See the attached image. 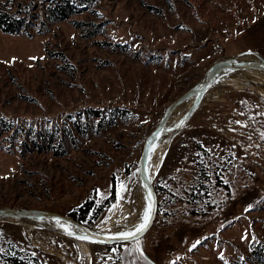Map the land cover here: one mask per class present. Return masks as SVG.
<instances>
[{"label": "rangeland", "instance_id": "obj_1", "mask_svg": "<svg viewBox=\"0 0 264 264\" xmlns=\"http://www.w3.org/2000/svg\"><path fill=\"white\" fill-rule=\"evenodd\" d=\"M4 4L28 27L0 30V208L71 217L91 202L82 223L92 229L111 226L120 199L130 205L125 220L135 218L141 149L170 103L223 58L243 52L264 60V0ZM259 76L221 75L176 108L173 124L183 126L154 175L157 216L141 239L82 242L0 218V264H264ZM41 140L42 152L33 144ZM113 186L114 201L101 208Z\"/></svg>", "mask_w": 264, "mask_h": 264}, {"label": "water", "instance_id": "obj_2", "mask_svg": "<svg viewBox=\"0 0 264 264\" xmlns=\"http://www.w3.org/2000/svg\"><path fill=\"white\" fill-rule=\"evenodd\" d=\"M230 69V70H242V69H255V70H261L264 71V60L260 61H246L241 63H231V62H217L216 65H212L201 82L197 84L196 86L190 88L188 91L183 93L180 97H178L176 100H174L172 103L169 104V106L166 109L165 114L163 115L160 122L157 124V126L148 134L144 141L140 161H139V169L138 174L139 178L142 181L144 188L146 189L147 193H151V202H152V208H151V214L150 219L148 221V224L146 228L136 233L135 239H123L119 236L116 237H109L106 235H98L91 231V229L84 225L83 223L74 220L71 217L65 216L61 213L54 212V211H43V210H37V209H28V208H0V218H17V219H29V220H36V221H54L59 220L63 221L67 224H70L79 230H81L83 233H85V236L89 237L88 239L103 243L105 245L107 244H122V243H130L134 241H138L141 239L152 227L154 224V221L157 216L158 211V195L157 191L155 189V186L150 181L148 174H147V161L149 158V154L151 152V148L156 141L159 133L163 130L167 122L169 121L174 109L184 102L185 100L192 98L194 96H201L210 86L211 82L215 78V76L222 70Z\"/></svg>", "mask_w": 264, "mask_h": 264}, {"label": "bare ground", "instance_id": "obj_3", "mask_svg": "<svg viewBox=\"0 0 264 264\" xmlns=\"http://www.w3.org/2000/svg\"><path fill=\"white\" fill-rule=\"evenodd\" d=\"M221 61L231 62V63H241V62L243 63L246 61H260V58L257 57L256 55L252 54V53H243L242 52V54H239V55H236L233 57L223 58ZM252 70H255V69H252ZM248 71H249V69H242V70L225 69V70H222L215 76V78L211 82L210 86L216 81V79L218 80L221 75L228 76L229 78L230 77H236L237 78V77L246 76ZM257 71H259V73H260L259 77H261V81L263 82V84L260 83V87H261L262 92L264 94V71H261V70H257ZM195 98H196V96L185 100L184 102L179 104L176 108L178 109L180 106H182L183 104H185L189 100H194ZM176 108L174 109L169 121L167 122V124L165 125V127L163 128L161 133H159L156 141L154 142V144L151 148V152L149 154V158L147 161V174H148V177L152 183H153V178H154L156 171L160 168L161 163H163L162 162L163 158H164V156L168 150L167 148L170 144L171 134L173 133V131L177 130L181 125L183 126V122H181V121H179L176 125L173 124V119L175 117V112L177 110ZM183 117H182V119H183ZM161 135H163L162 136V143L160 145L156 146L157 148L154 151H152L154 146L158 142L159 138L161 137ZM131 187H133V186L130 185L129 189ZM133 189H134V191L132 192L133 193V199H134L133 204H136L137 208H138V213L135 215V218L133 219V221L129 222L127 219L125 220V218L127 216V207H130V205L125 204L120 199L118 201V206L116 209L117 210L116 216L113 218L112 221L109 222L111 226L108 228L103 227V226H98V227H95L93 229L90 228L93 233L98 234V235H106L109 237H116L117 233L125 232V231H131L132 229L136 228L143 221L145 210L147 209L146 195H147L148 203H150L151 198H149V194L147 193V191L144 188V185L140 179H138V184L136 187H133ZM127 217H129V215ZM5 219L18 221L20 223H24L27 221L26 223L27 224L29 223L31 225L41 224V225L47 226V227L51 226V227H54L58 232L69 235L71 237L73 236L74 238L78 239L79 241H82V242H85V241L88 242L89 241L92 243V240H90V239L81 238V237L85 236V233H83L78 228H76L70 224H67L63 221L56 220L54 222H52V221H38V222H36V220H29V219H17V218H5ZM61 225H70L71 231L75 232V235H70L68 233V231L64 227H62Z\"/></svg>", "mask_w": 264, "mask_h": 264}, {"label": "trees", "instance_id": "obj_4", "mask_svg": "<svg viewBox=\"0 0 264 264\" xmlns=\"http://www.w3.org/2000/svg\"><path fill=\"white\" fill-rule=\"evenodd\" d=\"M66 4H69L68 2H65ZM4 7H0V30L4 33L8 34H19L20 32L26 33L25 30L28 26H26L25 19L22 18L19 15L18 10H11L7 7L8 5L4 4ZM62 5H56L55 10L61 15V20L66 18V9L61 10L63 8ZM65 6V5H64ZM67 8V7H66ZM70 8V7H69ZM89 114L94 116V117H100V111H89ZM1 124L4 126L3 130H9L11 127L8 125L6 122L1 121ZM1 130H0V135H1ZM41 133L37 132V135L40 136L41 138ZM26 140V139H25ZM34 140V139H33ZM27 145V140L25 141ZM33 144L36 145L37 151H43V146L45 143H42V140L38 143L37 141H33ZM115 199V186L112 188V193L111 196L104 201V203L101 206V208H105L109 206ZM93 206L91 202H86L85 204L82 205V207H79L77 210H75L71 214V219L73 218L76 221L83 222L87 216V214L92 210ZM10 264H33V263H28L26 260H20L18 258L13 259Z\"/></svg>", "mask_w": 264, "mask_h": 264}, {"label": "snow or ice", "instance_id": "obj_5", "mask_svg": "<svg viewBox=\"0 0 264 264\" xmlns=\"http://www.w3.org/2000/svg\"><path fill=\"white\" fill-rule=\"evenodd\" d=\"M151 195L152 194L149 193V198H151ZM151 208H152V202L150 200L149 206L145 210V214H144L143 221L136 228L132 229L131 231L119 232L116 235L119 236V237H121V238H123V239H129V238L135 239L136 238V235L135 234L143 231L146 228V226L148 224V221L150 219ZM61 226L64 227L68 231V233L70 235H75V232L71 231V226L70 225H61ZM81 238L88 239L89 237L83 236Z\"/></svg>", "mask_w": 264, "mask_h": 264}]
</instances>
